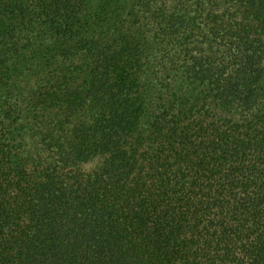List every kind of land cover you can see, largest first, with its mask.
<instances>
[{
  "label": "trees",
  "instance_id": "trees-1",
  "mask_svg": "<svg viewBox=\"0 0 264 264\" xmlns=\"http://www.w3.org/2000/svg\"><path fill=\"white\" fill-rule=\"evenodd\" d=\"M91 2L0 0V56H89L59 68L84 122L45 127L57 159L0 106V264H264V0Z\"/></svg>",
  "mask_w": 264,
  "mask_h": 264
},
{
  "label": "rangeland",
  "instance_id": "rangeland-1",
  "mask_svg": "<svg viewBox=\"0 0 264 264\" xmlns=\"http://www.w3.org/2000/svg\"><path fill=\"white\" fill-rule=\"evenodd\" d=\"M128 1V0H125ZM104 0H92V9H96ZM129 9H132V15L128 13ZM124 9V16L127 17L123 28L129 31L130 24L134 29L138 28V23H142V20L138 17H134L135 12H141V5L139 10L134 11L132 7ZM127 13L129 15H127ZM29 34L20 32L17 35L21 40L29 38ZM32 43L28 46L23 45L24 43L17 40L18 49L16 53L11 55L9 52L1 54L0 61L3 56L9 58L11 65L9 66L8 73H6L2 83V90L0 94V106L1 110L3 107L9 110V108L16 112L18 123L17 133L21 134L20 138L22 141V153H30L35 158H42L45 160L57 159V151L47 147L46 141L50 140V133L45 132V127L59 126V119L65 120L62 117L63 114H70L66 123L71 121L72 124H78L84 122L82 116H78L77 109L66 111L61 109L59 106V68L60 66L73 63H87L89 56L84 52H78L72 59L64 60V56L58 52L55 54V47L52 46L51 37L45 34H39L34 32L32 34ZM192 40V39H190ZM26 42V41H25ZM26 44V43H25ZM191 48L194 43L192 41L186 44ZM54 47V50H50ZM171 47H173L171 45ZM55 55V56H54ZM51 65L44 62L47 59ZM150 60L152 59L149 56ZM87 69H81L77 77L71 78L66 84L71 87L78 85L80 81L87 75ZM50 75V76H49ZM50 77V78H49ZM52 85V86H51ZM48 91V97H46ZM75 115H73V114ZM13 114V113H12ZM15 115V114H13ZM46 133V134H45ZM94 162H88L87 166H94Z\"/></svg>",
  "mask_w": 264,
  "mask_h": 264
}]
</instances>
